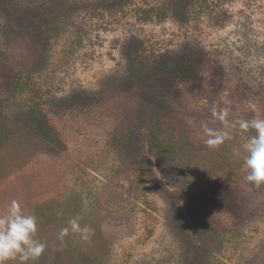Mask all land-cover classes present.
Listing matches in <instances>:
<instances>
[{"label":"rangeland","instance_id":"374dc122","mask_svg":"<svg viewBox=\"0 0 264 264\" xmlns=\"http://www.w3.org/2000/svg\"><path fill=\"white\" fill-rule=\"evenodd\" d=\"M213 106L264 118V0H0V214L16 199L38 217L46 248L27 264H264V187L245 179L238 131L205 145ZM157 124L202 151H162ZM215 153L239 164L235 209L210 201ZM201 204L219 223L208 249ZM76 216L94 234L62 245Z\"/></svg>","mask_w":264,"mask_h":264},{"label":"clouds","instance_id":"9594fccd","mask_svg":"<svg viewBox=\"0 0 264 264\" xmlns=\"http://www.w3.org/2000/svg\"><path fill=\"white\" fill-rule=\"evenodd\" d=\"M211 115L212 120L219 121L221 127L214 128L208 122H201L205 145L210 150H216L232 138L234 131H238L242 137L239 149L244 154L245 179L257 189L264 187V118H230L229 108L217 110L215 106L211 109ZM80 220V216L73 217L68 220L67 226L60 229L57 238L62 245L70 234L78 235L83 241L91 239L94 230L87 224H81ZM38 223L35 214L26 213L18 200H11L6 212L0 214V264H10L12 261L27 264L41 256L46 244L36 238Z\"/></svg>","mask_w":264,"mask_h":264},{"label":"trees","instance_id":"16d2710c","mask_svg":"<svg viewBox=\"0 0 264 264\" xmlns=\"http://www.w3.org/2000/svg\"><path fill=\"white\" fill-rule=\"evenodd\" d=\"M145 16L142 17L144 21H148L153 18L150 16V10H143ZM141 12H139L140 14ZM142 15V14H141ZM164 16L167 13L164 11ZM160 17L159 21H164L163 16ZM157 17V18H158ZM52 22H48L44 31V41H48L52 32ZM155 128V140L153 144L158 146L162 151L165 152H174L176 151L177 155L180 158L184 157V154L187 151H183V147H188L192 152H188V154H192L194 151H202L201 144L199 141L197 142L195 136H191L189 133L186 134L184 130L178 135H174V131L168 127V124H157L154 125ZM237 159H233L232 161L229 159L221 158L217 153L211 154L209 159L206 162L207 172L201 174L203 177L207 178L210 184L215 185L219 188H215L213 185L211 186V202H218L222 207H226L228 209H235L239 207L240 195L232 194L231 189L233 188L231 183L232 174L235 173L237 167ZM239 165V164H238ZM206 171V170H205ZM214 181H216L214 183ZM223 183L224 185L218 186L216 184ZM222 191L226 193L225 199L220 198V201H217L220 194L218 191ZM217 195H215V193ZM206 203V202H205ZM208 203V202H207ZM190 219L192 221V230L197 237V240L202 243V247H206L208 249L213 245V243L217 239V235L219 232V223L216 219H214L211 207L208 204H201L193 211H191Z\"/></svg>","mask_w":264,"mask_h":264}]
</instances>
